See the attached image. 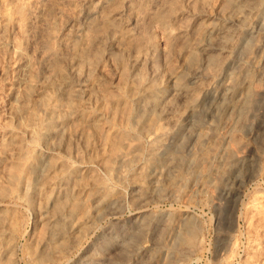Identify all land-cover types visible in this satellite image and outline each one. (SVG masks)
Listing matches in <instances>:
<instances>
[{"label":"rangeland","instance_id":"374dc122","mask_svg":"<svg viewBox=\"0 0 264 264\" xmlns=\"http://www.w3.org/2000/svg\"><path fill=\"white\" fill-rule=\"evenodd\" d=\"M239 4L0 0V264H264V3L233 52L252 57L247 107L198 117L196 146L169 136L154 154L169 125L131 95L187 76L203 26ZM219 56L207 71L223 79L237 63ZM120 149L134 153L126 166Z\"/></svg>","mask_w":264,"mask_h":264},{"label":"bare ground","instance_id":"6f19581e","mask_svg":"<svg viewBox=\"0 0 264 264\" xmlns=\"http://www.w3.org/2000/svg\"><path fill=\"white\" fill-rule=\"evenodd\" d=\"M240 2L239 5L236 6L235 9H232V12L230 15L223 17L224 19L221 22H209L206 25L203 26V32L209 33L211 36L208 40V42H204L201 45V58L199 62H196L197 64L194 66L193 69L188 73L187 76L184 78L180 77L178 73H171L168 74L166 85L161 87H146V85L142 86L141 90L134 91L133 95L134 97L139 99L138 102V113L143 114V112L150 111V113H153L156 115V118L164 119L166 123L169 125V128H161L159 131L157 129L153 132L154 138H156V145L153 148L154 154H160L161 152H164V148L166 146L165 139L170 136L172 137H178L182 138L181 145H195L196 140L199 137L198 133L199 127L201 131V125L199 124L197 118L203 114L208 116V112L216 111V109H222L225 111L226 109L233 107H239L244 106L245 102H247V99L249 96L247 95L249 92L244 91V84L248 81V76L242 77L241 74L246 69L248 65L253 62L252 57L250 60L245 61H238L233 57V52L237 48V46L245 41L246 39L251 38V33H253L254 29V22L257 21L258 11L261 10L263 3H260L258 0H238ZM149 3V2H148ZM150 5V4H149ZM127 6H129L127 4ZM182 6V5H181ZM150 8V7H149ZM230 9V8H229ZM123 10V9H122ZM110 11V10H109ZM115 11V10H114ZM231 11V10H230ZM122 12V11H121ZM121 12H113L106 15V18L109 22H114L117 19H120V13ZM189 12V11H188ZM108 13V12H107ZM219 13V12H218ZM122 14V13H121ZM124 14V13H123ZM126 15V14H125ZM220 15V13H219ZM176 16H178L176 14ZM122 17V16H121ZM132 18V17H131ZM105 19V18H104ZM135 20L137 18H134ZM131 20V19H130ZM129 20V21H130ZM195 20V19H194ZM132 21V20H131ZM131 23V22H130ZM179 23V22H178ZM191 25V24H190ZM181 26V25H180ZM254 26V27H253ZM179 27V26H178ZM183 27V26H182ZM201 28V27H200ZM193 29V28H192ZM254 29V30H253ZM136 31V29H135ZM134 31V27L127 28L125 31L126 35H131ZM176 31H184L181 29V27L178 28ZM173 33V32H171ZM255 33V32H254ZM190 34V33H189ZM205 34V33H204ZM199 36V35H198ZM113 37L115 35L113 34ZM258 37V35H257ZM117 38V37H116ZM183 38V37H182ZM192 39V38H191ZM100 40V39H99ZM202 40V39H200ZM114 41V40H113ZM188 41V40H187ZM203 41V40H202ZM112 42V41H111ZM116 42V41H115ZM114 42V43H115ZM136 42V41H135ZM192 43V42H191ZM253 43V42H252ZM264 43V42H263ZM133 44V43H132ZM196 44V43H194ZM193 44V45H194ZM258 47L260 46L261 42L256 43ZM108 46V45H107ZM120 46V45H119ZM118 46V47H119ZM197 46V45H196ZM255 46V45H254ZM188 47V46H187ZM198 48V47H196ZM116 49V48H115ZM112 50V49H111ZM120 50V49H118ZM198 50V49H197ZM136 51V50H135ZM113 52V51H112ZM254 52V51H253ZM252 52V53H253ZM235 53V52H234ZM251 53V52H250ZM251 53V54H252ZM104 54V53H103ZM102 54V55H103ZM111 54V52L109 53ZM98 55V54H97ZM137 55V54H136ZM217 55L223 56L226 58V62H234L237 63V65L234 66L230 71L226 73V75L223 77L218 76L216 73L215 75H210L207 69L212 66V62H214V59H217ZM108 56V55H107ZM151 56V55H150ZM149 56V57H150ZM219 59H222L220 58ZM131 57V56H130ZM132 57H134L132 55ZM138 57V56H137ZM153 57V56H152ZM141 58V57H140ZM139 58V59H140ZM264 58V57H263ZM129 59V58H128ZM138 59V58H137ZM144 59V58H143ZM147 59V58H146ZM149 59V58H148ZM130 60V59H129ZM135 60V58L133 59ZM137 61V60H136ZM140 61V60H138ZM217 61V60H216ZM263 61V60H262ZM147 62V61H146ZM221 62V61H220ZM219 62V63H220ZM133 62L132 64H134ZM156 63V62H155ZM78 64V63H77ZM131 64V65H132ZM224 64V63H223ZM228 64V63H227ZM138 65V64H137ZM136 65V66H137ZM146 65V64H145ZM149 65V64H148ZM156 65V64H154ZM226 65V64H225ZM150 66V65H149ZM228 66V65H226ZM259 66V65H258ZM137 68V67H136ZM148 68V67H147ZM179 68V67H178ZM221 68V67H219ZM230 68V67H229ZM263 68V67H262ZM140 69V68H139ZM159 69V68H158ZM224 69V68H223ZM136 70V69H135ZM161 70V69H160ZM159 70V71H160ZM211 70V69H210ZM264 69H262L263 71ZM76 71V70H75ZM139 71V70H138ZM149 71V69L147 70ZM175 71V70H174ZM142 72V71H141ZM156 72V71H155ZM179 72V71H178ZM211 73V72H210ZM135 74V73H134ZM137 74V73H136ZM145 74V73H144ZM154 75V74H153ZM158 75V74H157ZM264 75V73H262ZM142 77V76H141ZM145 77V76H144ZM152 77V76H151ZM79 79V78H76ZM86 79V78H85ZM139 79V78H138ZM145 79V78H144ZM149 79V78H148ZM252 79V78H251ZM84 80V79H83ZM82 80V81H83ZM87 80V79H86ZM142 80V79H141ZM253 80V79H252ZM74 81V80H71ZM70 81V82H71ZM78 81V80H77ZM88 81H90L88 79ZM103 81V80H102ZM118 81V80H117ZM116 81V82H117ZM144 81V80H143ZM85 82V81H84ZM92 82V81H90ZM111 82V81H110ZM251 82V81H250ZM64 83V82H63ZM74 83V82H73ZM72 83V84H73ZM114 83V82H113ZM118 83V82H117ZM141 83V82H140ZM139 83V84H140ZM155 83V82H153ZM68 84V83H67ZM76 84V83H75ZM84 84V83H83ZM90 84V83H89ZM92 84V83H91ZM74 85V84H73ZM78 85V82L76 86ZM156 85V84H155ZM90 86V85H88ZM153 86V85H152ZM73 87V86H72ZM79 87V86H78ZM87 87V86H86ZM92 87V86H90ZM107 87V86H106ZM119 87V86H118ZM133 87V86H132ZM141 87V85H140ZM139 87V88H140ZM144 87V88H143ZM111 88V87H110ZM117 88V87H116ZM75 89V88H74ZM74 89H71L74 91ZM88 89V88H87ZM86 89V90H87ZM96 89V88H95ZM130 89V88H129ZM78 90V89H75ZM119 90V89H118ZM134 90V89H133ZM63 91V90H62ZM70 91V90H69ZM72 91V92H73ZM132 91V89H131ZM80 92V90L78 91ZM82 92V91H81ZM195 92H198L200 95L194 98L193 100L190 99L191 95H193ZM84 93V92H83ZM90 93V92H89ZM93 93V92H92ZM133 93V92H130ZM120 94V93H119ZM65 95V94H64ZM74 95V94H73ZM78 95V94H77ZM92 95V94H91ZM107 95V94H106ZM121 95V94H120ZM124 95V94H123ZM197 95V94H196ZM122 96V95H121ZM118 97V95H117ZM128 97V96H127ZM130 98V97H129ZM74 99V98H73ZM146 99V100H144ZM105 101V99L103 98ZM130 100V99H129ZM137 100V99H136ZM206 100L205 105L207 106L206 109L200 110L199 105L201 106V102ZM123 101V100H122ZM124 102V101H123ZM133 102V101H132ZM103 103V102H102ZM249 103V101H248ZM103 105V104H102ZM246 105V104H245ZM248 105V104H247ZM133 107V106H132ZM245 108L247 106H244ZM107 108V107H106ZM105 108V109H106ZM129 108V107H128ZM127 108V109H128ZM244 108V109H245ZM249 108V107H248ZM113 109V108H112ZM243 109V108H242ZM243 109V112H244ZM77 110V109H76ZM101 110V109H100ZM115 111V110H114ZM227 111V110H226ZM240 112V111H239ZM248 112V111H247ZM246 112V113H247ZM123 113V112H122ZM129 113V112H127ZM136 113V112H135ZM134 113V114H135ZM136 113V115L138 114ZM213 113V112H212ZM221 113V112H220ZM88 114V113H87ZM209 114V115H210ZM236 114V113H235ZM252 114V113H251ZM250 114V115H251ZM90 115V114H89ZM128 116V114H126ZM141 115V114H140ZM139 116V115H138ZM137 116V117H138ZM241 116V115H240ZM77 117V116H76ZM96 117V116H95ZM133 117V116H132ZM238 117V116H237ZM90 118V117H89ZM122 118V116L120 117ZM127 118V117H126ZM136 118V116H135ZM157 118V119H158ZM207 118V117H206ZM236 118V117H235ZM100 120V118L97 117V120ZM128 119V118H127ZM162 119V120H163ZM214 119V118H213ZM260 119V118H259ZM96 120V121H97ZM102 120V119H101ZM105 120V119H103ZM102 120V121H103ZM121 120V119H119ZM124 120V119H122ZM132 120V119H131ZM137 120V119H136ZM159 120V119H158ZM157 120V121H158ZM216 121V120H212ZM99 122V121H98ZM160 122V120H159ZM163 122V121H162ZM238 122V119H237ZM240 122V121H239ZM136 123V121H135ZM134 123V124H135ZM165 123V122H164ZM206 123V122H205ZM210 123V122H208ZM241 123V122H240ZM160 124V123H159ZM158 124V125H159ZM236 124V123H235ZM138 125V124H137ZM151 125V124H150ZM154 125V124H153ZM164 125V124H163ZM166 125V124H165ZM207 125V124H206ZM210 129L216 128L215 124L210 123ZM240 125V124H239ZM245 125V124H244ZM63 126V125H62ZM61 126V127H62ZM114 126V125H113ZM130 126V125H129ZM215 126V127H214ZM118 127V126H115ZM114 127V128H115ZM161 126H157V128H160ZM167 127V125H166ZM207 127V126H206ZM239 127V126H238ZM204 128V127H203ZM235 128V126H234ZM240 128V127H239ZM61 129V128H60ZM140 129V128H139ZM145 129V128H144ZM205 129V128H204ZM232 129V128H231ZM230 129V130H231ZM241 129V128H240ZM143 130V129H142ZM203 130V129H202ZM116 131H119L116 129ZM145 131V130H143ZM148 132V130L146 129ZM145 131V132H146ZM209 131V129H208ZM152 132V131H151ZM150 132V133H151ZM205 132V131H204ZM203 132V133H204ZM116 133V132H115ZM123 133V132H122ZM138 133V132H137ZM202 133V134H203ZM208 133V132H207ZM201 134V135H202ZM206 134V133H205ZM211 134V133H210ZM210 136V135H209ZM139 137V136H138ZM229 137V136H228ZM149 138V137H148ZM153 138V139H154ZM130 139V138H129ZM202 139V138H201ZM177 140V139H175ZM200 140V139H199ZM140 141V140H139ZM205 141V140H204ZM137 142V141H136ZM135 142V143H136ZM154 142V141H153ZM175 142V141H173ZM172 142V143H173ZM143 143V142H142ZM176 143V142H175ZM126 147L132 148L134 147V144L132 140H128L125 142ZM139 144V143H138ZM137 144V145H138ZM154 145V143H152ZM178 144V142H177ZM150 145V144H149ZM193 145V146H194ZM199 145V144H198ZM179 146V145H178ZM196 146V145H195ZM169 147V146H167ZM121 148V146H120ZM164 148V149H163ZM185 148V147H184ZM118 149V148H117ZM127 149V148H126ZM125 150L120 149L121 152L118 153V157L124 161L123 166H126L130 161V155L132 150ZM151 151V150H150ZM170 153V151H168ZM133 153V152H132ZM134 154V153H133ZM163 155V154H162ZM161 155V156H162ZM165 155V154H164ZM169 155V154H168ZM149 156V155H148ZM160 156V155H159ZM226 156V155H225ZM117 157V158H118ZM139 157V156H138ZM155 157V156H154ZM158 157V156H157ZM164 157V156H163ZM167 157V156H165ZM137 159V158H136ZM222 159V158H221ZM138 160V159H137ZM223 160V159H222ZM226 161V160H224ZM129 165V164H128ZM85 167V166H84ZM143 167V166H141ZM121 168V167H120ZM225 168V167H224ZM139 169V168H138ZM49 171V170H48ZM140 171V170H139ZM143 171V170H142ZM72 172V171H71ZM75 173V172H74ZM148 173V172H147ZM146 173V174H147ZM61 174V173H60ZM140 174V173H139ZM223 174V173H222ZM64 175V174H63ZM128 175V174H127ZM124 176V175H122ZM146 176V175H145ZM150 176V175H149ZM156 177V175L154 174ZM63 177V176H62ZM150 178V177H149ZM215 178V177H214ZM127 179V178H126ZM156 179V178H155ZM153 180V179H152ZM135 181V180H134ZM56 181H54L55 183ZM57 183V182H56ZM55 183V184H56ZM133 183V182H132ZM136 183V182H134ZM138 183V182H137ZM143 183V182H142ZM141 184V183H140ZM57 185V184H56ZM172 186V185H171ZM170 186V187H171ZM61 187V186H60ZM95 187V186H93ZM97 188V191L93 196V200H98V190H101L103 187H95ZM76 189V188H75ZM93 189V188H92ZM104 189V188H103ZM58 190V189H57ZM88 191V190H87ZM93 193V192H92ZM102 193V192H101ZM104 195V194H103ZM119 199V198H118ZM100 200V199H99ZM102 200V199H101ZM115 200V199H114ZM100 202V201H99ZM101 203V202H100ZM96 205V204H95ZM51 218V217H50ZM64 219V217L62 218ZM92 259V258H91Z\"/></svg>","mask_w":264,"mask_h":264}]
</instances>
